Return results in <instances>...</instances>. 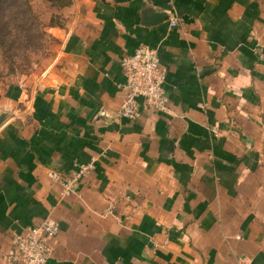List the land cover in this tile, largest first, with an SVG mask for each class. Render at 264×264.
Masks as SVG:
<instances>
[{"label": "crops", "instance_id": "crops-1", "mask_svg": "<svg viewBox=\"0 0 264 264\" xmlns=\"http://www.w3.org/2000/svg\"><path fill=\"white\" fill-rule=\"evenodd\" d=\"M68 10L59 68L0 82V264L47 216L46 264H264V0ZM140 45L158 51L166 104L128 120L120 60ZM92 159L76 193L48 176Z\"/></svg>", "mask_w": 264, "mask_h": 264}, {"label": "built area", "instance_id": "built-area-1", "mask_svg": "<svg viewBox=\"0 0 264 264\" xmlns=\"http://www.w3.org/2000/svg\"><path fill=\"white\" fill-rule=\"evenodd\" d=\"M177 24L178 18L171 17L169 25L173 27ZM120 65L125 75V95L118 115L128 120H136L140 116L142 103L156 110H165L163 83L166 71L160 64L157 49L140 45L132 54L123 56ZM94 168L95 162L92 159L78 165L69 175L50 170L48 176L60 183L63 194L68 195L77 192V186ZM58 232V223L47 216L22 232L12 233L8 247L2 254L3 260L6 264H46L51 254L50 241Z\"/></svg>", "mask_w": 264, "mask_h": 264}, {"label": "rangeland", "instance_id": "rangeland-1", "mask_svg": "<svg viewBox=\"0 0 264 264\" xmlns=\"http://www.w3.org/2000/svg\"><path fill=\"white\" fill-rule=\"evenodd\" d=\"M72 4L73 0H0V82L35 86L59 68L61 38L56 30L66 28V11Z\"/></svg>", "mask_w": 264, "mask_h": 264}, {"label": "trees", "instance_id": "trees-1", "mask_svg": "<svg viewBox=\"0 0 264 264\" xmlns=\"http://www.w3.org/2000/svg\"><path fill=\"white\" fill-rule=\"evenodd\" d=\"M62 5V4H61ZM63 5H66V4H63Z\"/></svg>", "mask_w": 264, "mask_h": 264}]
</instances>
